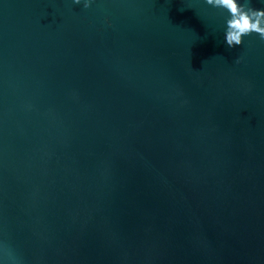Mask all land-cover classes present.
I'll return each instance as SVG.
<instances>
[{
	"label": "water",
	"instance_id": "obj_1",
	"mask_svg": "<svg viewBox=\"0 0 264 264\" xmlns=\"http://www.w3.org/2000/svg\"><path fill=\"white\" fill-rule=\"evenodd\" d=\"M227 18L0 0V264H264V41Z\"/></svg>",
	"mask_w": 264,
	"mask_h": 264
},
{
	"label": "clouds",
	"instance_id": "obj_2",
	"mask_svg": "<svg viewBox=\"0 0 264 264\" xmlns=\"http://www.w3.org/2000/svg\"><path fill=\"white\" fill-rule=\"evenodd\" d=\"M74 4H80L81 0H72ZM206 4L215 8L225 9L229 13L226 19L225 41L228 47L239 46L243 36L252 33L258 34L264 41V8H254L250 0H205ZM90 0H83V7L88 8ZM239 62V59L236 61Z\"/></svg>",
	"mask_w": 264,
	"mask_h": 264
}]
</instances>
